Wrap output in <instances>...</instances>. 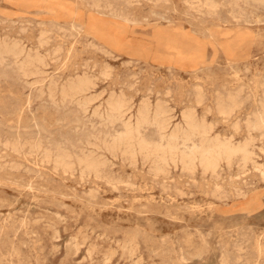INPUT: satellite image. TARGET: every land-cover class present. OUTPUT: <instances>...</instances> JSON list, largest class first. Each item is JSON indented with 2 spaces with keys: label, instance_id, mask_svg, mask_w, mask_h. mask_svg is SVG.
I'll list each match as a JSON object with an SVG mask.
<instances>
[{
  "label": "rangeland",
  "instance_id": "1",
  "mask_svg": "<svg viewBox=\"0 0 264 264\" xmlns=\"http://www.w3.org/2000/svg\"><path fill=\"white\" fill-rule=\"evenodd\" d=\"M82 1L0 0V41L16 39L20 44L24 43L23 46L27 50L31 47V52L38 45V49L32 53L40 51L42 55L44 53L43 56L47 60L45 68L43 67L46 73L43 75L44 84L49 82L50 76L54 74L55 78L52 79H61L60 82H66L69 80L68 75L76 78L84 74L90 76L93 72L94 76L91 75V77H94L93 80L97 85L94 86L92 93L100 96L99 102L97 100L95 105L106 100L110 90H113L112 92H122L128 97L130 95L135 107L134 112L140 103L146 100H149L152 105L159 102L163 104L162 106H166L165 108H170V112L175 116L173 122L178 123L181 121L183 111L193 107L197 117L205 119L213 128V136L220 138L223 136L222 139L233 137L236 142L243 141L244 136V140L248 137L245 128L250 118H254L253 113L258 110L257 96H261L264 90L262 85L264 84L262 83L264 82V4L258 0H134V2L130 0L131 3L129 0H114L113 3L110 0H106L108 3L104 0ZM232 2L237 5L234 6ZM204 4L209 9L202 6ZM233 8L235 11H232ZM41 11L43 13L40 14ZM59 27L63 30L58 29ZM41 30H45V33ZM39 33L44 34L40 36ZM43 35L45 36L42 38ZM47 37L50 39L49 42L46 41ZM21 39H25V42ZM78 39L84 42L83 45H80L82 43ZM53 49H59L62 53L59 51L58 56L53 55L52 58L50 53H54ZM233 64H237L236 67ZM83 65L87 67L84 68ZM104 68H107V71ZM81 69L84 71H80ZM100 69L104 70L102 72L105 75L111 71V75L104 76ZM74 71L77 74L79 72L76 77ZM31 78H29L30 82L37 77ZM29 85L33 87L22 83L17 78L0 75V146L2 145L0 147V151L2 150L0 152V159L2 158V161L0 160V264H264V140L261 136L255 137L256 155L254 154L253 160L250 161L253 162L252 165L250 162L247 163L249 165H244L237 158L235 162H231L233 164L222 163L217 174L205 172L199 166H196L197 169L194 168L196 171L185 168L183 170L180 163H177L178 166L171 163L169 167L167 166L169 171L159 173L152 168L153 165L148 159L142 158L143 155L140 157L137 154L135 159L136 157H129L118 152L115 153L117 157L112 156L114 153L103 150L98 152L100 154L102 152V157L105 156L103 159L107 161L108 166L107 164L105 166L108 169L104 167L102 175L85 173L77 165H74L77 168H74V172L72 169L71 172L63 166L61 168L58 164L54 165L53 158L47 160L48 157L43 150L40 152L33 147L32 151L30 142L36 143L42 136L47 138L43 139L44 142L47 141L44 144L46 148L50 149L47 151H52L51 149L54 148L52 152H56L57 145L62 149L65 145L67 151L74 149L73 152L79 153L88 147L86 141L91 140L88 136L94 131L88 124L89 118H81L76 124L75 107L57 108L46 94L43 97L40 96L37 89L40 84L34 85L32 82ZM216 97H218L217 100ZM231 99L239 102L240 107L236 108L234 116L224 118L219 108L222 106L221 103L226 105L225 103L228 104ZM240 104H243V107ZM51 109L54 113L50 112ZM18 110L21 112L23 110V114L21 112L19 114ZM246 113L248 114L245 115ZM25 114L30 115V120ZM52 116L59 117L54 119ZM239 116L244 118L240 119ZM11 117L14 118L11 120ZM238 120H241V123ZM93 122L97 123V120L94 119ZM98 124L96 125L98 128L102 126ZM99 129L108 130L104 126ZM236 129L240 133H237ZM83 130H86L84 132L89 135L83 133ZM148 132L150 138L156 139V134L152 130ZM235 133L237 136L234 135ZM10 134L16 135L14 139L17 142ZM59 135L65 142H61ZM7 140L9 144L11 142L16 143L17 147L19 145L17 149L24 150L21 153L19 150L17 152L14 147L12 149L11 146H14L12 144L10 148L9 146L5 148L8 145ZM74 142H76L75 145ZM34 152L37 153L34 154ZM31 154L34 157H31ZM15 156L18 159H15ZM128 157L129 160H127ZM9 162L12 165H9ZM48 162L51 164L46 165L45 163ZM4 163L7 164L4 165ZM261 165L260 170H257V167L259 169ZM80 170L88 175L85 176L79 172ZM106 177L107 179L115 178L107 181ZM246 186L248 189H245ZM233 188H237L235 190L238 191L236 192ZM215 190H217L216 193H213ZM212 193L215 195L213 196Z\"/></svg>",
  "mask_w": 264,
  "mask_h": 264
},
{
  "label": "bare ground",
  "instance_id": "2",
  "mask_svg": "<svg viewBox=\"0 0 264 264\" xmlns=\"http://www.w3.org/2000/svg\"><path fill=\"white\" fill-rule=\"evenodd\" d=\"M76 1V0H75ZM82 1V0H81ZM95 1V0H94ZM93 1V3H94ZM103 1V0H102ZM106 2V0H104ZM112 3L114 2V0H110ZM109 1V2H110ZM171 1V0H170ZM205 1V0H204ZM234 1V0H233ZM239 1V0H238ZM246 1V0H245ZM253 1V0H252ZM255 1V0H254ZM261 4H264V0H258ZM83 2V1H82ZM85 2V1H84ZM87 2V1H86ZM90 2V0H89ZM125 2V1H124ZM129 2L131 3V1L129 0ZM134 2V0H133ZM187 2V1H186ZM203 2V1H202ZM207 2V1H206ZM205 2V3H206ZM23 3V2H22ZM25 3V2H24ZM76 3V2H75ZM81 3V2H80ZM92 3V4H93ZM99 3V1H98ZM108 3V2H106ZM105 3V4H106ZM195 3V2H194ZM213 3V2H212ZM217 3V2H216ZM234 4V2H232ZM253 3V2H252ZM255 3V2H254ZM253 3V4H254ZM259 3V4H260ZM100 4V3H99ZM122 4V3H121ZM236 4V3H235ZM234 4V6H235ZM257 4V5H259ZM76 5V4H75ZM94 5V4H93ZM109 5V4H108ZM196 5V4H195ZM201 5V4H199ZM211 5V4H210ZM216 5V4H215ZM215 5L213 7H215ZM237 5V4H236ZM22 6V5H21ZM50 6V5H49ZM58 6V5H57ZM96 6V5H95ZM97 6L99 7V5L97 4ZM105 6V5H103ZM156 6V5H155ZM190 6V5H189ZM202 6H206L205 4L202 5ZM248 6V5H247ZM64 7V6H63ZM97 7V8H98ZM107 7V5H106ZM105 7V8H106ZM114 7V6H113ZM113 7H111V9H113ZM208 7V6H206ZM219 7V6H218ZM216 7V8H218ZM233 7V6H232ZM42 8V7H41ZM83 8V7H82ZM94 8V7H93ZM145 8V7H144ZM44 9V8H43ZM81 9V8H79ZM88 9V8H87ZM90 9V8H89ZM99 9V8H98ZM102 9V8H101ZM110 9V10H111ZM209 9V7H208ZM207 9V10H208ZM212 9V7L210 8V10ZM236 9V8H235ZM47 10V9H46ZM50 10V9H49ZM93 10V9H92ZM91 10V11H92ZM97 10V9H96ZM116 10V9H115ZM118 10V9H117ZM123 10V8H122ZM186 10V9H185ZM198 10V9H197ZM36 11V10H35ZM34 11V12H35ZM83 11V10H82ZM99 11V10H97ZM101 11V10H100ZM104 11V10H103ZM107 11V9H106ZM201 11V10H200ZM203 11V10H202ZM215 11V10H213ZM232 11H235L234 8ZM63 12V11H62ZM89 12V11H88ZM115 12V11H114ZM173 12V11H172ZM175 12V11H174ZM208 12V11H207ZM37 13V12H36ZM40 14L43 13L42 11L39 12ZM68 13V12H66ZM95 13V12H94ZM216 13V12H215ZM29 14H32V13H29ZM90 14V13H89ZM104 14V13H103ZM111 14V13H110ZM123 14V12H122ZM139 14V13H138ZM147 14V12H146ZM35 15V14H34ZM66 15V14H64ZM105 15V14H104ZM142 15V14H141ZM154 15V14H153ZM213 15V14H212ZM228 15V14H227ZM236 14H234L235 16ZM106 16V15H105ZM112 16V15H111ZM110 16V17H111ZM116 16V15H115ZM114 16V17H115ZM118 16V15H117ZM157 16V14H156ZM164 16V15H163ZM162 16V17H163ZM218 16V15H217ZM241 16V15H240ZM64 17V16H63ZM67 17L68 14H67ZM159 17V16H157ZM161 17V16H160ZM232 17V16H231ZM35 18V17H34ZM60 18H61V15H60ZM65 18V17H64ZM121 18V17H120ZM236 18V17H234ZM62 19V18H61ZM73 19V18H72ZM114 19V18H113ZM125 19V18H124ZM42 19H40L41 21ZM55 20V19H54ZM78 20V19H77ZM143 20V19H142ZM160 20V19H159ZM165 20V19H164ZM186 20V19H185ZM221 20V19H220ZM236 20V19H234ZM242 20V19H240ZM128 21V20H127ZM126 21V22H127ZM144 21V20H143ZM147 21V19H146ZM171 21V20H170ZM197 21V20H196ZM29 22V21H28ZM51 22V21H50ZM67 22H71V21H68ZM125 22V21H124ZM129 22V21H128ZM132 22V21H131ZM135 22V20H134ZM168 22V21H167ZM183 22V21H182ZM187 22V21H186ZM185 22V23H186ZM237 22V21H236ZM244 22V20H243ZM25 23V22H24ZM43 23V22H42ZM41 23V25H42ZM55 23V22H54ZM64 23V22H63ZM82 23V22H80ZM79 23V24H80ZM170 23V22H169ZM189 23V22H188ZM198 23V22H197ZM225 23V22H224ZM32 24V23H31ZM44 24V23H43ZM53 24V23H51ZM59 24V22H58ZM65 24V23H64ZM75 24V23H74ZM133 24V23H132ZM246 24V23H245ZM262 24V23H261ZM21 25V24H20ZM33 25V24H32ZM45 25V24H44ZM43 25V27H45ZM76 25V24H75ZM82 26V24H80ZM88 25V24H87ZM131 25V24H129ZM38 26V25H37ZM40 26V25H39ZM59 26H62V25H59ZM64 26V25H63ZM74 26V25H73ZM52 27V26H50ZM56 27V26H55ZM58 27V26H57ZM68 27V25L66 26ZM75 27V26H74ZM79 27V25H78ZM90 27V26H89ZM41 28V26H40ZM54 28V26H53ZM61 27H59L58 29H60ZM81 28V27H80ZM79 28V29H80ZM44 29V28H43ZM57 29V28H56ZM62 29V28H61ZM78 29V28H77ZM76 29V30H77ZM91 29V28H90ZM196 29V28H195ZM50 30V29H49ZM63 30V29H62ZM64 30H66L64 28ZM70 30V29H69ZM88 30V29H87ZM241 30V29H240ZM240 30H237V31H240ZM40 31V30H39ZM45 31V30H44ZM41 30V32H44ZM55 31V30H54ZM60 31V30H59ZM67 31V30H66ZM65 33H68L66 32ZM75 31V30H74ZM56 32V31H55ZM73 32V31H72ZM81 32V31H80ZM243 32V31H242ZM45 33V32H44ZM42 33V34H44ZM48 33V32H47ZM63 33V32H62ZM75 33V32H74ZM78 33V32H77ZM87 33V32H86ZM92 33V32H91ZM197 33V32H196ZM5 34V33H4ZM41 33H39V35L41 36L42 35ZM50 34V32H49ZM80 34V33H79ZM185 34V33H184ZM199 34V33H198ZM212 34V33H211ZM18 35V34H17ZM60 35V34H59ZM66 35V34H65ZM72 35V34H71ZM75 35V34H74ZM74 35L72 37H74ZM78 35V34H77ZM85 35V33H84ZM193 35V34H192ZM195 35V34H194ZM197 35V34H196ZM5 36V35H4ZM10 36V35H9ZM8 36V37H9ZM45 35L42 36V38L44 37ZM54 36V35H53ZM56 36V35H55ZM64 36V34H63ZM62 36V37H63ZM69 36V35H68ZM87 36V34H86ZM91 37V35H88ZM249 36V35H248ZM248 36H245V37H248ZM7 37V36H6ZM13 37V36H12ZM57 37V36H56ZM61 37V36H60ZM80 37V35H79ZM84 37V36H83ZM89 37V38H90ZM100 37V36H99ZM1 38V37H0ZM20 38H23V37H20ZM65 38V36H64ZM71 38V37H70ZM92 38V37H91ZM40 39V38H38ZM46 39V37H45ZM44 39V40H45ZM53 39V38H52ZM80 39V38H79ZM78 39L79 42H81L80 40ZM83 39V38H82ZM88 39V38H87ZM198 39V38H197ZM247 39V38H246ZM10 40V39H9ZM22 40V39H21ZM37 40V39H36ZM50 41V39H48L47 37V40L46 41ZM55 40V39H54ZM64 40V39H62ZM68 40V39H67ZM66 40V41H67ZM71 40V39H70ZM73 40V39H72ZM86 40V39H85ZM93 40V39H92ZM91 40V41H92ZM20 41V40H19ZM25 42V39L22 40V42ZM39 41V40H38ZM43 42V40H41ZM48 41V42H49ZM74 41V40H73ZM87 41V40H86ZM90 41V42H91ZM47 42V43H48ZM78 42V43H79ZM97 42V41H96ZM41 43V42H40ZM44 43V42H43ZM68 43V42H67ZM76 43V42H75ZM82 43V42H81ZM84 43V42H83ZM80 44V45H83ZM171 43V42H170ZM175 43V42H174ZM174 43H171V44H174ZM233 43V42H232ZM39 44V43H37ZM87 44V43H86ZM100 44V42H99ZM24 45V43H23ZM22 45V43L20 44V42L16 41V39H12L10 41H7L6 40H1L0 41V75H4L6 77H14V78H17L18 80H21L22 83H25L26 85L28 84V86H31L29 85L30 83L33 82L34 85L36 84H40L37 89L39 90V93H40V96L44 94H46V96L50 99L51 103H53L57 108H64V109H67V108H70L71 106L75 107V122L76 124H78L80 122V119H84L86 117L89 118V122L88 124H90L91 128H93L94 131L96 132H89V130H87L89 133H91V135H89L87 132L85 133L84 131L86 130H83V133L85 134H88L89 136V139L91 138V140H88L86 141V144L88 147H86V149H82L79 153L77 152H73L75 151L74 149L72 151H69L70 149H68V151L65 149V145H64V148L62 149L61 146H58L57 145V150L56 152H52L54 148H52L51 150L52 151H47L50 150L49 147L46 148L47 146H45L44 144L47 142H44L43 139H47V138H43L42 136L40 138H38L37 142L33 143L30 142V146H31V150L33 151V147L35 149V147L40 150H43L45 152V156L48 157L47 160H49V158H53L54 161H52L55 164H58V166L60 165L61 168H67L69 169V171L72 172V169H73V172H74V168L76 169L77 167H75L74 165H77L79 166L85 173H93L95 174L96 176L97 175H100L103 171H104V167L108 169V167H106L105 165L107 164V161H105L102 157V152L100 154V152H98L99 150H103V151H108L109 153H114L112 156L115 155V153L117 154L118 152L122 153L123 155H126V156H129V157H136L137 154H139V156L141 157V155H143L142 158H146L149 160V162L152 163L154 170L156 172H167L169 170H167V166L170 165L171 163H175L177 165V163H180L183 167V170L185 169H188V170H195L194 168L197 166L201 167L203 169V171L205 172H211L213 174H217V171L219 170V167L221 166L222 163H227V164H230L231 162H233L235 159L239 158L240 160L239 161H242L245 164L249 163L250 161L253 160V155L256 153L254 152L255 151V147H254V144H255V140H256V136H261V138L264 140V90H263V94L261 96H257V99H256V102L258 103V110L256 112H254V110H252V112H254V118H250L248 124H247V133H248V137L245 138L244 140V137H243V141H240V142H236L234 140L233 137H230V138H225V139H222V137L220 138L219 136H213V128L206 122L205 119H200L199 116L197 117L195 111H193V107L192 109H187L185 111H183L182 113V117H181V121L178 122V123H174L173 120L175 118V116L170 112V108L167 109L165 108L164 106H162L161 104H156V105H152L151 102L148 100L144 101L142 104L140 103V106L137 108V110L134 112L135 110V107H134V103L129 95L126 96L124 93H118L116 90H119V89H114L116 92H112L113 90H110L109 92V97L105 99V96L106 94L105 93H102V94H105L102 95V97L104 96V101L103 102H100L99 105H95V102H97V100L100 98V96H96L92 93V90L94 89V86L97 85L95 84L94 82V77L92 78L91 75H93V72L92 74L89 76L88 74H84L82 72V75L83 76H77L79 74H77L76 71H74L76 73L75 77L76 78H72V76L68 75L67 78H69V80H67L66 82H60L59 80L61 79H52L54 76H50L51 77V80L46 84H44L45 82V77L43 76L44 74V71H43V67L46 66V59L43 55L40 53V51H36L35 53H32L34 50L38 49V45H36V49H34L32 52H31V47L30 49L27 50L26 47H24ZM26 45V44H25ZM61 45V43H60ZM64 45V44H63ZM67 44H65L66 46ZM79 45V44H78ZM158 45V44H156ZM177 45V44H176ZM216 45V44H215ZM47 46V45H45ZM58 46V44H57ZM64 46V47H65ZM73 46H76V45H73ZM92 46V45H91ZM94 46V44H93ZM104 46V45H103ZM34 47V46H32ZM40 47V45H39ZM69 47V46H68ZM77 47V46H76ZM90 47V46H89ZM241 47V46H240ZM248 47V46H247ZM29 48V47H28ZM58 48V47H56ZM83 48V47H82ZM84 48H87V47H84ZM94 48V47H92ZM220 48V47H219ZM223 48V47H222ZM237 48V47H236ZM33 49V48H32ZM60 49V48H59ZM59 49H53L52 52L54 53H50V56H52L53 58V55H56L58 56L59 54ZM66 49V48H65ZM81 49V48H80ZM88 49V48H87ZM227 49V48H226ZM40 50V48H39ZM67 50V49H66ZM79 50V48L77 49ZM83 50V49H81ZM96 50V49H95ZM117 50V49H116ZM42 51V49H41ZM64 51V50H62ZM71 51V50H70ZM102 51V50H101ZM196 51V50H195ZM202 51V50H201ZM225 51V50H223ZM61 52V51H60ZM113 52V51H111ZM62 53V52H61ZM65 53V52H64ZM70 53V52H69ZM76 53V51H75ZM79 53V52H78ZM102 53V52H101ZM107 53V51H106ZM105 53V54H106ZM109 53V52H108ZM114 53V52H113ZM228 53V52H227ZM49 54V52H48ZM154 54V52L152 53ZM75 55V54H74ZM77 55V54H76ZM68 56V55H67ZM169 56V54H168ZM47 57V55H46ZM179 57V56H178ZM240 57V56H239ZM242 57V56H241ZM240 57V58H241ZM48 58V57H47ZM230 58V56H229ZM234 58V57H233ZM68 59V57H67ZM52 60V59H50ZM236 60V59H235ZM58 61V59H57ZM62 61V60H61ZM64 61V60H63ZM169 61V60H168ZM167 61V62H168ZM52 62V61H51ZM65 62V61H64ZM89 62V61H87ZM57 63V62H56ZM55 63V64H56ZM94 63V62H93ZM92 63V64H93ZM63 64V63H62ZM61 64V65H62ZM86 64V62H85ZM90 64V63H89ZM87 64V65H89ZM96 64V63H95ZM94 64V65H95ZM60 65V66H61ZM82 65V64H81ZM87 65L84 67V65L82 67L86 68ZM105 65V64H104ZM103 65V66H104ZM234 65V64H233ZM237 65V64H236ZM236 65H234V67H236ZM49 66V65H48ZM77 66V65H76ZM75 66V67H76ZM93 66V65H92ZM107 66V65H105ZM104 66V67H105ZM232 66V65H231ZM230 66V67H231ZM96 67V66H95ZM108 67V66H107ZM133 67V66H132ZM142 67V66H141ZM208 67V66H207ZM233 67V66H232ZM231 67V68H232ZM45 68V67H44ZM47 68V67H46ZM81 68V67H80ZM83 68V69H84ZM93 68V67H92ZM152 68V67H151ZM250 68V67H249ZM83 69H81L80 71H82ZM95 69V68H94ZM93 69V70H94ZM97 69V67H96ZM99 69V68H98ZM103 69V68H102ZM105 69V68H104ZM107 69V68H106ZM105 69V71H107ZM237 69V68H236ZM55 70V69H53ZM90 70V68H89ZM101 70V69H100ZM52 71V70H51ZM57 71V70H56ZM84 71V70H83ZM86 71V70H85ZM96 71V70H95ZM104 70H101V73L104 74V72H102ZM246 71V70H245ZM249 71V70H248ZM46 72V70H45ZM53 72V71H52ZM90 72V71H89ZM88 72V73H89ZM98 73V72H97ZM96 73V74H97ZM154 73V72H153ZM168 73V72H167ZM248 73V72H247ZM109 75H111V71L110 73H108ZM106 73V75H108ZM49 75V73L47 74ZM58 76H60V74L57 73ZM56 75V76H57ZM64 75V74H63ZM99 75L103 76L102 74L99 73ZM104 74V76H106ZM172 75V74H171ZM72 79H70V77ZM94 76V75H93ZM31 77H37L36 79L32 80V82H30L29 78ZM96 77H99V76H96ZM109 77V76H108ZM107 77V78H108ZM257 77V76H256ZM55 78V77H54ZM115 78V77H114ZM33 79V78H31ZM101 79V77H100ZM97 80V78H96ZM107 81V80H106ZM105 81V82H106ZM252 81V80H251ZM264 81V79H263ZM97 82V81H96ZM102 82V81H101ZM137 82V81H136ZM217 82V81H216ZM225 82V81H224ZM227 82V81H226ZM261 82V81H260ZM157 83V82H156ZM164 83V82H163ZM264 83V82H262ZM217 84V83H216ZM264 85V84H262ZM4 86V85H3ZM99 86V85H98ZM239 86V85H238ZM259 86V85H258ZM260 86H261V83H260ZM33 87V86H31ZM97 87V86H96ZM1 88V87H0ZM106 88V87H105ZM132 88V87H131ZM239 88V87H238ZM247 88V87H246ZM260 88V87H259ZM263 88V86H262ZM260 88V89H262ZM97 89V88H95ZM111 89V88H110ZM121 89V88H120ZM226 89V88H225ZM235 89V88H234ZM259 89V91H260ZM3 90V89H2ZM30 90V89H29ZM28 90V91H29ZM106 90V89H104ZM123 90V89H122ZM142 90V89H141ZM146 90V89H145ZM196 90V89H195ZM232 90V89H231ZM230 90V91H231ZM240 90V89H239ZM1 91V90H0ZM98 91V90H97ZM201 91V90H200ZM221 92H223L222 90H220ZM245 91V90H244ZM249 91V90H248ZM112 92V93H111ZM125 92V91H123ZM149 92V91H148ZM180 92V91H179ZM218 92V91H217ZM225 92V91H224ZM243 92V90H242ZM21 93V92H20ZM203 94V92H200ZM219 93V92H218ZM236 93V92H234ZM262 93V92H261ZM17 94V93H16ZM15 94V95H16ZM98 94V93H97ZM29 95V94H28ZM157 95V94H156ZM179 95V94H178ZM201 95V94H200ZM220 95V94H219ZM230 95V94H229ZM204 96V95H202ZM217 96V95H216ZM234 96V95H233ZM236 96V95H235ZM148 97V96H147ZM224 97V96H223ZM229 97V96H228ZM237 97V96H236ZM182 98V97H181ZM187 98V97H186ZM200 98V97H199ZM225 98V97H224ZM235 98V97H234ZM183 99V98H182ZM190 99V98H189ZM204 99V97H203ZM216 100L218 99V97L215 98ZM222 99V98H221ZM237 99V98H236ZM101 100V99H100ZM158 100V99H157ZM169 100V99H168ZM253 100V99H252ZM41 101V100H40ZM48 101V100H47ZM225 101V100H224ZM2 102V101H1ZM43 102V101H42ZM99 102V100H98ZM168 102V101H167ZM187 102V101H186ZM204 102V100H203ZM217 102V101H216ZM219 102V101H218ZM227 102V101H226ZM255 102V103H256ZM14 103V102H13ZM26 103V102H25ZM47 103V102H45ZM50 103V104H51ZM189 103V102H188ZM202 103V101H201ZM200 103V104H201ZM241 103V101H240ZM256 103V104H257ZM2 104V103H1ZM21 104V103H20ZM166 104V102H165ZM183 104V103H182ZM220 104V103H219ZM226 105H223L221 103V107L219 108V112L221 114L224 115V118L225 116L227 117H230V116H234V113L236 108L239 106V102H237L235 99H231L228 104L225 103ZM255 104V105H256ZM184 105V104H183ZM207 105V104H206ZM241 105V104H240ZM243 105V104H242ZM241 105V106H242ZM38 106V105H37ZM189 106V105H188ZM187 106V107H188ZM252 106V105H251ZM25 107V105H24ZM50 107V106H49ZM67 107V108H66ZM180 107V106H179ZM216 107V105H215ZM215 107H214V110H215ZM240 107V106H239ZM243 107V106H242ZM254 107V106H253ZM134 108V110H133ZM185 108V106H184ZM191 108V107H190ZM24 109V108H23ZM30 109H33V108H30ZM206 109V108H205ZM210 109V108H209ZM238 109V108H237ZM241 109V108H240ZM71 110V109H70ZM172 110V108H171ZM183 110V109H182ZM211 110V109H210ZM26 112L28 110H25ZM24 111V112H25ZM73 111V110H72ZM180 111V110H179ZM203 111V110H202ZM237 111V110H236ZM2 112V110H1ZM17 112V111H16ZM20 110H18V113L20 114ZM23 112V110H22ZM21 112V113H22ZM32 112H34L32 110ZM52 112V109L51 111ZM49 112V113H50ZM56 112V111H55ZM70 112V111H69ZM209 112V110H208ZM249 112V111H248ZM251 112V110H250ZM54 113V112H52ZM68 113V112H67ZM234 113V114H233ZM23 114V113H22ZM42 114V113H41ZM238 114V113H237ZM244 114V113H243ZM242 114V115H243ZM248 113H246L245 115H247ZM16 115V114H15ZM43 115V114H42ZM52 115V114H51ZM59 115V114H58ZM90 115V117H89ZM207 115V114H206ZM219 115V114H218ZM250 115V114H249ZM252 115V114H251ZM250 115V116H251ZM26 116V114H25ZM24 116V117H25ZM28 116V114H27ZM26 116V118H27ZM30 116V115H29ZM28 116V118H29ZM37 116V115H36ZM40 116V115H39ZM38 116V117H39ZM244 116V115H243ZM243 116H239L240 119H242L241 117ZM6 118V116H4ZM20 117V116H19ZM35 117V116H34ZM53 117V116H52ZM59 117V116H58ZM58 117H53L54 119L58 118ZM215 117V116H214ZM222 117V116H221ZM238 117V118H239ZM245 117V116H244ZM243 117V118H244ZM248 117V116H247ZM1 118V117H0ZM9 118V117H8ZM14 118V117H13ZM11 117V120L13 119ZM31 118V117H30ZM29 118V120H30ZM53 118H51V121L53 120ZM66 118V117H65ZM206 118V117H205ZM219 118V117H218ZM10 119V118H9ZM20 119V118H19ZM33 119V118H32ZM40 119V118H39ZM42 119V118H41ZM94 119L97 120V123L98 126L99 125H102L104 126V128L107 127V131H104L99 129L100 127L102 126H99V128L96 126L97 123L93 122ZM231 119V118H230ZM252 119V120H251ZM29 120L27 119V121L29 122ZM87 120V119H86ZM6 121V120H5ZM15 121V119H14ZM21 121V120H20ZM23 121V120H22ZM49 121V122H51ZM88 121V120H87ZM227 121V120H225ZM224 121V122H225ZM239 122L241 120H238ZM16 122V121H15ZM235 122V121H234ZM247 122V120H246ZM22 123V122H20ZM52 123H54V121H52ZM51 123V124H52ZM86 122H84L85 124ZM229 123V122H228ZM241 123V122H240ZM7 124V123H6ZM57 124V123H56ZM74 124V123H73ZM84 124L82 125L84 127ZM212 124V122L210 123ZM213 124H215L213 122ZM218 124V123H217ZM245 124V122H244ZM9 125V124H8ZM18 125V124H17ZM22 125V124H21ZM24 125V124H23ZM236 126V124H233ZM232 125V126H233ZM14 126V125H13ZM25 126V125H24ZM73 126V125H71ZM106 126V127H105ZM240 126V125H239ZM242 126V125H241ZM246 126V124H245ZM23 127V126H21ZM52 127V126H51ZM78 127V126H77ZM219 127V126H218ZM13 128V127H12ZM72 128V127H71ZM76 128V127H75ZM88 128V127H87ZM231 128V127H230ZM243 128V127H242ZM19 129V127H18ZM61 129V128H60ZM239 129V127L237 128ZM236 129V130H237ZM1 130V129H0ZM11 130V129H10ZM15 130V129H14ZM73 130V129H72ZM149 130H152L155 134H156V139H152L149 137L148 135V131ZM227 130V129H226ZM234 130V129H233ZM65 131V130H64ZM78 131V130H76ZM91 131V129H90ZM229 131V130H227ZM232 131V130H231ZM239 130H237L236 132L237 133H240L238 132ZM243 131V130H242ZM241 131V132H242ZM7 132V131H6ZM26 132V131H25ZM24 132V133H25ZM74 132V131H73ZM82 132V130H81ZM80 132V133H81ZM148 132V133H147ZM256 132L254 135L253 133ZM10 133V132H8ZM15 133V132H13ZM28 134V132H26ZM66 133V132H65ZM69 133H71L69 131ZM76 133V132H75ZM232 133V132H231ZM26 135V137H28V135ZM52 134V133H51ZM68 134V133H67ZM72 134V133H71ZM78 134V133H76ZM82 134V133H81ZM84 134V135H85ZM242 134H244V132H242ZM242 134H239L240 136ZM257 134V135H256ZM11 135V134H10ZM13 135V134H12ZM11 135V136H12ZM15 135V134H14ZM13 135V139L14 136ZM20 135V134H19ZM24 135V136H25ZM54 135V134H53ZM64 134H62L63 136ZM73 135V134H72ZM71 135V136H72ZM80 135V134H79ZM221 135V134H220ZM225 135V134H224ZM232 135V134H230ZM234 135L237 136V134L235 133ZM5 136V135H4ZM8 136V135H7ZM18 136V135H17ZM23 136V134H22ZM34 136V135H33ZM45 136V135H44ZM52 136V135H51ZM60 136V135H59ZM62 136H60L59 138H61ZM68 136V135H67ZM77 137V135L75 136ZM74 137V138H75ZM85 137V136H84ZM228 137V136H227ZM235 137V136H234ZM8 138H10V136H8ZM18 138V137H16ZM25 138V137H24ZM50 138V137H48ZM64 138V137H63ZM66 138V137H65ZM64 138V139H65ZM69 138H72V137H69ZM68 138V140H69ZM82 138V137H81ZM86 138V137H85ZM84 138V139H85ZM236 138V137H235ZM259 138V137H258ZM260 138V139H261ZM4 139V138H3ZM12 139V138H11ZM12 139V140H13ZM29 140V138H27ZM77 139V138H76ZM83 139V141H84ZM15 140V139H14ZM24 140V139H23ZM27 140V141H28ZM31 140V139H30ZM29 140V141H30ZM53 140V139H52ZM63 139L61 138V142H65L64 140L62 141ZM80 140V139H79ZM87 140V138L85 139ZM16 141V140H15ZM19 141H22V140H19ZM26 141V138L25 140ZM75 141V139H74ZM78 141V140H77ZM10 142V140H9ZM17 142V141H16ZM23 142V141H22ZM57 144H58V141H56ZM55 142V143H56ZM71 142V141H70ZM69 142V143H70ZM73 142V141H72ZM71 142V143H72ZM262 142V141H261ZM2 143V142H1ZM8 143V140L6 141V144ZM15 143V142H14ZM26 143V142H25ZM29 143V142H28ZM54 143V144H55ZM67 143V142H66ZM68 143V144H69ZM76 142H74V145H75ZM79 143V142H78ZM84 143V142H83ZM4 144V143H2ZM10 144H12L10 142ZM8 143V145H6L5 148H7V146H9L10 148V145ZM22 144V143H21ZM50 144V143H49ZM53 144V145H54ZM85 144V145H86ZM14 146H11L12 149L13 147L15 149L19 148L20 146L18 145L17 147V144H12ZM24 145V144H23ZM22 145V146H23ZM81 146V144H79ZM2 146V145H1ZM0 146V147H1ZM4 146V145H3ZM27 146V145H25ZM49 146V145H48ZM70 146V145H69ZM17 147V148H16ZM51 147V145H50ZM54 147H56V145H54ZM67 147V146H66ZM70 147H73V146H70ZM78 147V146H77ZM85 147V146H84ZM82 147V148H84ZM24 148V147H23ZM75 148V146H74ZM81 148V147H80ZM79 148V149H80ZM262 148V147H261ZM1 149V148H0ZM3 149V148H2ZM11 149V151H12ZM21 149V148H20ZM30 149V148H29ZM56 149V148H55ZM9 151V149H7ZM17 149V152L24 150V149H21L19 150ZM78 150V148L76 149V151ZM2 151V150H1ZM0 151V152H1ZM6 151V150H5ZM10 151V152H11ZM30 151V150H29ZM15 152V151H14ZM16 152V153H17ZM31 152V151H30ZM39 152V151H38ZM107 152V153H108ZM5 153V152H4ZM13 153V152H12ZM20 153H19V156H20ZM33 153V152H32ZM37 153V152H36ZM34 152V154H36ZM106 153V154H107ZM9 154V153H8ZM28 156H29V152H27ZM40 154V153H39ZM38 154V155H39ZM43 154V153H42ZM17 155V154H16ZM26 155V154H25ZM24 155V156H25ZM256 155V154H255ZM254 155V156H255ZM1 156V155H0ZM18 156V157H19ZM33 156V154H31V157ZM37 156V155H36ZM108 156V155H107ZM117 156V155H115ZM9 157V156H8ZM16 157V156H15ZM23 157V156H22ZM21 157V158H22ZM27 157V156H26ZM34 157V156H33ZM44 157V158H46ZM118 157V156H117ZM124 157V156H123ZM122 157V158H123ZM129 157L127 160H129ZM6 158V157H5ZM20 158V157H19ZM37 158V157H36ZM2 159V158H1ZM0 159V160H1ZM4 159V158H3ZM11 159V158H10ZM15 159H18L17 157ZM14 159V160H15ZM39 160H41L40 158H38ZM124 159V158H123ZM137 159V157L135 158ZM21 160V159H20ZM25 160V158H24ZM43 161H46V159H42ZM108 160V159H107ZM116 160V159H115ZM132 160V159H131ZM2 161V160H1ZM9 161V159H8ZM51 161V159H50ZM147 161V160H145ZM256 161V160H255ZM7 162V161H6ZM19 162V161H18ZM22 162V160H21ZM19 162V163H21ZM132 162V161H131ZM136 162V160L134 161ZM235 162V161H234ZM12 163H14V161L12 160ZM17 163V162H15ZM31 163V162H30ZM44 163V162H43ZM50 162L48 163H45L46 165H48ZM148 163V162H147ZM239 163V162H238ZM253 162H250V165H252ZM257 163V162H256ZM255 163V164H256ZM3 164V163H2ZM7 164V163H4V165ZM51 164V163H50ZM123 164V163H122ZM233 164V163H231ZM237 164V162H236ZM242 164V163H241ZM9 165H12L11 162H9ZM22 165V163H21ZM28 165H30L28 163ZM41 165V164H40ZM138 165V164H137ZM174 165V164H173ZM249 165V164H247ZM20 166V164H19ZM57 166V167H58ZM63 166V167H62ZM108 166V164H107ZM132 166V165H131ZM150 166V165H149ZM178 166V165H177ZM230 166V165H229ZM235 166V165H234ZM238 166V165H237ZM236 166V167H237ZM255 166V165H254ZM2 167V166H1ZM6 167V166H4ZM73 167V168H72ZM151 167V166H150ZM169 167V166H168ZM175 167V166H174ZM196 167V169H197ZM241 167V166H240ZM248 167V166H247ZM262 167L259 166V169L257 167V170H260V168ZM10 168V167H8ZM151 168V169H152ZM180 168V166H179ZM185 168V169H184ZM231 168V167H230ZM244 168V167H243ZM254 168V167H253ZM6 169V168H5ZM17 169V168H16ZM15 169V170H16ZM19 169V168H18ZM17 169V170H18ZM52 169V168H51ZM56 169V168H55ZM53 169V170H55ZM71 169V170H70ZM79 169V168H78ZM121 169V168H120ZM144 169V168H143ZM201 169V170H202ZM232 169V168H231ZM7 170V169H6ZM10 170V169H9ZM13 169H11L10 171H12ZM16 170V171H17ZM59 169H57L58 171ZM65 170V169H64ZM82 170H80L79 172L85 174ZM117 170V169H116ZM187 170V171H188ZM241 170V168H240ZM238 170V171H240ZM253 170V169H252ZM256 170V169H255ZM2 171H4L2 169ZM68 171V170H67ZM106 171V169H105ZM178 171V170H177ZM196 171V170H195ZM202 171V172H203ZM5 172H9V171H5ZM151 173L153 171H150ZM165 172V173H166ZM189 172V171H188ZM187 172V173H188ZM194 172V171H193ZM191 172V173H193ZM256 172V171H254ZM262 172V171H261ZM65 173V172H64ZM126 173V172H125ZM157 173V174H159ZM169 173V172H168ZM190 173V174H191ZM195 173V172H194ZM220 173V172H219ZM218 173V174H219ZM241 173H243V171H241ZM253 173V172H252ZM4 174V172H3ZM6 174V173H5ZM12 174V173H11ZM10 174V175H11ZM42 174V173H41ZM60 174V173H59ZM73 174V173H72ZM104 174V173H103ZM107 174V173H106ZM128 174V173H127ZM155 175V172L153 173ZM156 174V175H157ZM189 174V173H188ZM205 175V173H203ZM233 174V173H232ZM264 174V172H263ZM9 175V176H10ZM65 175V174H64ZM81 175V174H80ZM88 174H85V176H87ZM91 175V174H89ZM102 175V174H101ZM110 175V174H109ZM118 175V174H117ZM145 175V174H144ZM148 175V173H147ZM164 176V174H162ZM168 175V174H167ZM195 176V174H193ZM242 175V174H241ZM8 176V174L6 175ZM13 176V175H12ZM73 176V175H72ZM71 176V177H72ZM83 176V175H82ZM84 176V178H85ZM104 176V175H103ZM107 176V175H105ZM122 176V175H121ZM160 176V175H159ZM211 176V175H210ZM214 176V175H213ZM218 176V175H216ZM66 177V176H65ZM90 177V176H89ZM154 177V176H153ZM156 177V176H155ZM184 177V176H183ZM264 177V176H263ZM11 178V177H10ZM14 178V177H13ZM40 178V177H39ZM100 178V176H99ZM115 178V177H113ZM112 177L111 178H108V179H113ZM119 178V176H118ZM170 178V177H169ZM211 178V177H210ZM213 178V177H212ZM218 178V177H216ZM220 178V177H219ZM45 179V178H44ZM67 179V178H66ZM83 179V178H82ZM107 181V177L105 178ZM130 179V178H129ZM181 179H184V178H181ZM186 179V178H185ZM188 179V178H187ZM215 179V177L213 178ZM19 180V179H18ZM69 180V179H68ZM79 180V179H78ZM100 180V179H99ZM103 180V179H102ZM202 180V179H201ZM217 180V179H216ZM82 181V180H81ZM105 181V180H104ZM112 181V180H111ZM129 181V180H128ZM131 181V180H130ZM152 181V180H151ZM170 181V179H169ZM192 181V180H191ZM209 181V180H208ZM230 181V180H229ZM85 182V181H84ZM119 182V181H118ZM168 182V181H167ZM171 182V181H170ZM195 182V181H194ZM201 182V181H200ZM222 182V181H220ZM245 182V181H244ZM109 183V182H108ZM153 183V182H152ZM253 183V182H252ZM27 184V183H26ZM48 184V183H47ZM112 184V183H111ZM114 184V183H113ZM122 184V183H121ZM54 185V184H53ZM93 185V184H92ZM134 185V184H133ZM220 185V184H219ZM22 186V185H21ZM83 186V185H82ZM136 186V185H134ZM143 186V185H142ZM156 186V185H155ZM170 186V185H169ZM200 186V185H199ZM245 186V185H244ZM250 186V185H249ZM25 187V186H24ZM58 187V186H57ZM111 187V185H110ZM128 187V186H127ZM202 187V186H201ZM214 187H215V184H214ZM218 187V186H217ZM247 187V186H246ZM251 187V186H250ZM129 188V187H128ZM200 188V187H199ZM252 188V187H251ZM26 189V188H25ZM68 189V188H67ZM75 189V188H74ZM210 189V188H209ZM217 189V188H216ZM234 189V188H233ZM237 189V188H235ZM234 189V190H235ZM245 189H248L245 188ZM38 190V189H37ZM114 190V189H113ZM164 190V189H163ZM240 190V188H239ZM73 191V190H72ZM99 191V190H98ZM214 191V190H213ZM217 190H215V192L213 193H216ZM236 192L238 190H235ZM234 191V192H235ZM242 191V190H241ZM185 192V191H184ZM223 192V190H222ZM233 192V191H232ZM93 193V192H92ZM212 193V195H213ZM240 193V192H239ZM13 194V193H12ZM52 194V193H51ZM221 195V193H219ZM224 194V192H223ZM230 194V193H229ZM237 194V193H236ZM245 194V193H243ZM215 195V194H214ZM213 195V196H214ZM228 195V194H227ZM97 196V195H96ZM102 196V195H101ZM156 196V195H155ZM191 196V195H190ZM237 196V195H236ZM240 196V195H239ZM86 197V196H85ZM161 197V196H160ZM168 197V196H167ZM221 197V196H220ZM225 197V196H223ZM242 197V196H241ZM245 197V196H244ZM77 198V197H76ZM247 198V197H246ZM250 198V197H249ZM211 199V198H210ZM220 199V198H219ZM230 199V198H228ZM238 199V197H237ZM224 200V199H223ZM226 200V198H225ZM236 200V199H235ZM220 201V200H219ZM95 202V201H94ZM120 202V201H119ZM106 203V202H105ZM117 203V202H116ZM54 204V203H53ZM226 204V203H225ZM97 205V204H96ZM227 205V204H226ZM99 207V206H98ZM121 207V206H120ZM198 207V206H197ZM68 208V207H67ZM150 208V207H149ZM147 209V207H146ZM166 209V208H165ZM214 209V208H213ZM133 211V210H132ZM137 211V210H136ZM194 211V210H193ZM208 212V211H207ZM72 213V212H71ZM57 216V215H56ZM88 216V215H87ZM142 216V215H141ZM146 216V215H145ZM155 221V220H154ZM114 225V224H113ZM155 225V224H154ZM137 228V227H136ZM248 228V227H247ZM121 229V228H120ZM208 233V232H207ZM263 233V232H262ZM254 234V233H253ZM35 235V234H34ZM197 235V234H196ZM262 235V234H261ZM225 236V235H224ZM227 236V235H226ZM144 237V236H143ZM171 237V236H170ZM189 237V236H188ZM137 238V237H136ZM249 238V237H248ZM259 239H262L259 237ZM258 239V241H259ZM264 239V238H263ZM239 240V239H238ZM130 241V240H129ZM237 241V240H236ZM264 241V240H263ZM262 241V243H263ZM123 242V241H122ZM173 242V241H172ZM77 243V242H76ZM134 243V242H133ZM234 243V242H233ZM256 243V242H255ZM128 244V243H127ZM258 245V244H257ZM260 245V244H259ZM78 246V245H77ZM239 246V245H237ZM264 246V245H263ZM134 247V246H133ZM256 247V246H255ZM260 247V246H258ZM126 248V247H125ZM93 249V248H92ZM117 249V248H116ZM146 249V248H145ZM246 249V248H245ZM261 249V248H260ZM126 250V249H125ZM124 250V251H125ZM143 250V249H142ZM181 250V249H180ZM264 250V249H263ZM85 251V250H84ZM122 251V252H124ZM131 251V250H130ZM153 251V250H152ZM169 251V250H168ZM94 252V251H92ZM170 252V251H169ZM242 252V251H241ZM165 253V252H164ZM181 253V252H180ZM187 253V252H186ZM223 253V252H222ZM162 254V253H161ZM112 255V254H111ZM159 255V254H158ZM184 255V254H183ZM188 255V254H187ZM186 255V257H187ZM131 256V255H130ZM196 256V255H195ZM136 257V256H135ZM163 257V256H162ZM229 257V256H228ZM239 258V256H236ZM241 257V256H240ZM231 258V257H230ZM132 259V258H131ZM232 259V258H231ZM234 259V258H233ZM232 259V260H233ZM237 259V258H236ZM228 260V259H227ZM230 260V259H229ZM235 260V259H234ZM188 261V260H187ZM231 261V260H230ZM241 261V260H240ZM251 260H249L250 262ZM164 262V261H163ZM190 262V261H189ZM227 262V261H226ZM243 262V261H242ZM247 262V261H246ZM229 263V261H228ZM231 263V262H230ZM248 263V262H247ZM135 264V263H134ZM169 264V263H168ZM246 264V263H245ZM256 264V263H254Z\"/></svg>",
  "mask_w": 264,
  "mask_h": 264
}]
</instances>
